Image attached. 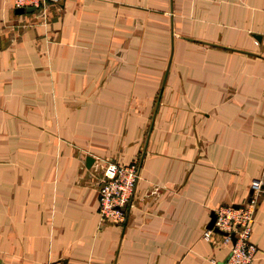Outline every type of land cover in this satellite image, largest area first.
<instances>
[{"label": "crops", "instance_id": "crops-1", "mask_svg": "<svg viewBox=\"0 0 264 264\" xmlns=\"http://www.w3.org/2000/svg\"><path fill=\"white\" fill-rule=\"evenodd\" d=\"M14 9L0 0V264H221L202 233L252 179L264 264V0ZM98 159L138 167L119 225L98 214Z\"/></svg>", "mask_w": 264, "mask_h": 264}, {"label": "built area", "instance_id": "built-area-1", "mask_svg": "<svg viewBox=\"0 0 264 264\" xmlns=\"http://www.w3.org/2000/svg\"><path fill=\"white\" fill-rule=\"evenodd\" d=\"M60 0H12L14 8L32 7L38 9L43 2L56 4ZM99 182L97 184L98 214L102 220L121 224L125 219V207L133 193L138 178V167L134 163H121L98 159ZM259 179L249 182L250 197L245 203L233 207L220 205L213 209L214 220L211 228L203 231V238L213 240L211 234L221 236L220 241L228 246V253L221 264H248L255 252V245L249 234L253 225L252 212L256 199L253 194L261 192ZM216 229L221 233L214 232ZM47 264H56L48 262Z\"/></svg>", "mask_w": 264, "mask_h": 264}, {"label": "water", "instance_id": "water-1", "mask_svg": "<svg viewBox=\"0 0 264 264\" xmlns=\"http://www.w3.org/2000/svg\"><path fill=\"white\" fill-rule=\"evenodd\" d=\"M33 11V8L32 7H27V8H15L14 9V13L15 14H21V13H30ZM91 158L89 157H86L85 159V164L88 165L90 162H91ZM213 220H214V215L213 213L210 214V220L207 224V228H211L212 227V223H213ZM214 232H218V233H221L220 231L216 230V229H212Z\"/></svg>", "mask_w": 264, "mask_h": 264}, {"label": "rangeland", "instance_id": "rangeland-1", "mask_svg": "<svg viewBox=\"0 0 264 264\" xmlns=\"http://www.w3.org/2000/svg\"><path fill=\"white\" fill-rule=\"evenodd\" d=\"M234 207H237V206H234Z\"/></svg>", "mask_w": 264, "mask_h": 264}]
</instances>
